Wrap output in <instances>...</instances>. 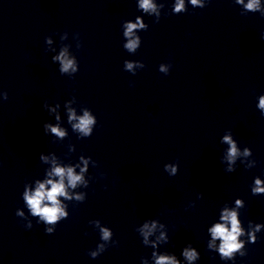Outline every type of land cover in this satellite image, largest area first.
I'll use <instances>...</instances> for the list:
<instances>
[{
    "label": "clouds",
    "instance_id": "1",
    "mask_svg": "<svg viewBox=\"0 0 264 264\" xmlns=\"http://www.w3.org/2000/svg\"><path fill=\"white\" fill-rule=\"evenodd\" d=\"M238 3H243V0H237ZM190 3L194 6L199 5L200 0H190ZM203 7V5H200ZM139 7L145 11H156V6L152 3V0H140ZM249 10H258L259 0H249V3L245 5ZM185 4L184 0H177L174 12L180 13L184 10ZM264 16V13H262ZM126 31L124 32L125 36H132L133 30L137 28H144L145 25L140 22L139 17H137L136 23L128 22L126 25ZM264 38V37H262ZM51 41H49L50 43ZM138 45V40L130 39L125 47L128 50H135ZM54 60H59L61 63V72H68L69 69L75 71L74 62L71 59L67 58L66 52L62 51L59 56L53 58ZM128 69L133 68V64L126 62ZM161 71H167L164 66H161ZM4 100H8L7 91L4 92ZM43 107H47V102L45 101ZM59 107V105H57ZM258 108L261 110V116L264 117V95L259 99ZM50 111H55V109H50ZM68 120L71 122L73 120L78 121L73 124V128L79 130L86 137H90L92 133V126L96 124V119L90 115L88 111H84L82 116L77 117L74 110L69 108L68 110ZM56 119L59 120V115L56 116ZM43 129L45 134L50 132L57 137L63 138L66 135L65 130L59 127V125L53 126L51 123L43 124ZM223 141L229 145L227 152V160L231 164L235 161V158L240 155V152L237 148L236 142L232 139L231 135H225ZM249 149L245 148L243 155H249ZM40 160L47 162L48 157L44 156L42 153L39 156ZM83 159V157L81 158ZM51 171L47 173V176L50 177L45 179L43 182L39 180L36 181V187L34 190H30L27 186L23 191V201L26 203L30 213L33 217H40L41 219L37 221L39 224L41 220L45 225H55L60 217H66L67 213L61 207V202L58 197H64L65 199H71L66 187L75 188L78 183L83 182V173L87 170V161H84V168H81V174H76L75 170L71 166L61 167L57 164L56 159L53 158ZM166 168H170L171 173L175 174L177 169L175 166L167 165ZM227 171H232L229 168ZM51 177H58V179H52ZM67 180V185L65 184ZM262 181L257 177L255 179V187L252 188V194L256 195L259 193H264V187H261ZM50 186V187H48ZM203 195V194H202ZM77 199H82V196H78ZM241 200L237 199V206L241 205ZM16 215L23 216V212L17 211ZM238 214L236 210H229L228 208L223 209L220 215L219 223L213 224L208 232L211 234V241L208 243L207 247L212 249L215 246V241L219 240L220 244L217 249L219 257L221 260H233L235 258L233 253L239 252L240 249L244 248V242L238 241V237H241L245 234L244 229L241 227V221L237 218ZM98 224V222H97ZM264 226L261 224H256L255 230L248 233L249 243H256L255 232H259L260 228ZM33 226L31 222L27 225L28 229H31ZM160 227L163 228L164 225L160 224ZM157 229V221L150 218V222H145L141 228L138 229L139 233L143 236L142 244L147 246L151 244L153 249L156 248L158 242H168V238L165 236L164 232L160 233V236L157 237L156 241H149L148 237L151 236ZM45 233L50 235L55 232L53 227H46ZM100 232L102 233L101 239L108 241L113 233L108 228H101ZM114 246H119V241L115 242ZM104 245L101 244L98 246V251H93L90 253L92 258H97L100 253L104 252ZM182 256L192 264L193 261L200 259V253L191 243L183 247ZM152 258L154 259L155 264H180V261L177 259L176 255L172 254H157L156 251L151 253ZM241 257L245 256V252H239ZM144 264H147V261H144Z\"/></svg>",
    "mask_w": 264,
    "mask_h": 264
}]
</instances>
